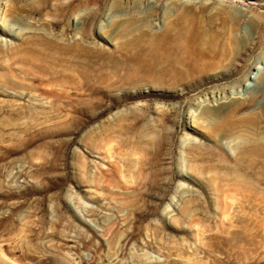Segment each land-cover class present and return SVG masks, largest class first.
Returning a JSON list of instances; mask_svg holds the SVG:
<instances>
[{"label": "rangeland", "instance_id": "rangeland-1", "mask_svg": "<svg viewBox=\"0 0 264 264\" xmlns=\"http://www.w3.org/2000/svg\"><path fill=\"white\" fill-rule=\"evenodd\" d=\"M0 264H264V0H0Z\"/></svg>", "mask_w": 264, "mask_h": 264}, {"label": "bare ground", "instance_id": "bare-ground-1", "mask_svg": "<svg viewBox=\"0 0 264 264\" xmlns=\"http://www.w3.org/2000/svg\"><path fill=\"white\" fill-rule=\"evenodd\" d=\"M70 50H71V49H70ZM36 51H37V50H36ZM45 56H46L47 58H49V60L51 61L50 58L52 57V55H49V54L46 55V53H41V54H40V58L42 57V58L44 59ZM53 58H55V57H53ZM57 58H58V57H57ZM61 60H62V59H61ZM74 60H75V59H74ZM53 62H54V64H58V63H59V62L57 63V59H53ZM33 63H34V62H33ZM61 63H62V62H60L59 65H60ZM35 65L38 67V69H40V70H42V71H45L46 73H47V72L49 71V69H50L49 66H48L47 64H39V65H38V64H35ZM49 65H50V64H49ZM76 69H77V68H76ZM62 71H63V70H62ZM49 72H50V71H49ZM51 73H52V72H51ZM63 73H64V72H63ZM63 73H62V74H63ZM66 74H67V73H66ZM56 75H58V74H56ZM56 75H55V76H56ZM60 75H61V74H60ZM71 75H72V74H71ZM71 75H70V76H71ZM65 76H66V75H65ZM63 78H64V77H63ZM71 78H73V77L71 76ZM51 79H52V81H55L53 77H52ZM51 79H47V81H48V80H51ZM58 79H59V78H58ZM65 79H66V77H65L64 79H59L60 82L58 81V84H60V85H64V84H66V83H70V82H67ZM67 79H68V78H67ZM69 79H70V77H69ZM73 79H74V78H73ZM73 79H72V80H73ZM45 80H46V79H45ZM72 80H71V81H72ZM69 81H70V80H69ZM55 82H56V81H55ZM73 82H75V81L73 80L71 83H73ZM76 83H77V82H75L74 85H75ZM60 87H61V86H60ZM54 90H55V89H54Z\"/></svg>", "mask_w": 264, "mask_h": 264}]
</instances>
